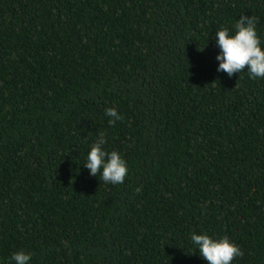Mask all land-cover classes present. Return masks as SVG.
Masks as SVG:
<instances>
[{
	"label": "trees",
	"instance_id": "16d2710c",
	"mask_svg": "<svg viewBox=\"0 0 264 264\" xmlns=\"http://www.w3.org/2000/svg\"><path fill=\"white\" fill-rule=\"evenodd\" d=\"M241 15L264 49V0H0V264H208L193 232L264 264V78L217 71Z\"/></svg>",
	"mask_w": 264,
	"mask_h": 264
},
{
	"label": "clouds",
	"instance_id": "9594fccd",
	"mask_svg": "<svg viewBox=\"0 0 264 264\" xmlns=\"http://www.w3.org/2000/svg\"><path fill=\"white\" fill-rule=\"evenodd\" d=\"M257 23L256 17L241 15L235 23L234 34H230L227 28H221L215 33L216 44L220 49L216 57L219 61L218 72L231 77L246 68L249 78H264V49L257 35ZM105 115L110 117L108 123L112 126L123 119L115 108H106ZM105 143V134L100 133L87 153L84 166L90 175H99L105 183L122 184L128 173L126 161L116 151L106 152L103 148ZM190 239L208 264H231L237 256L243 254L239 246L230 242L227 236L212 239L206 234L193 232ZM30 259L31 256L22 251L11 256L15 264H28Z\"/></svg>",
	"mask_w": 264,
	"mask_h": 264
}]
</instances>
